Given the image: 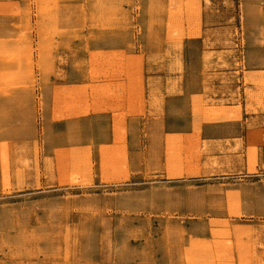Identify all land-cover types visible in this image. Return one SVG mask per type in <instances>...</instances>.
Masks as SVG:
<instances>
[{
    "label": "rangeland",
    "instance_id": "rangeland-1",
    "mask_svg": "<svg viewBox=\"0 0 264 264\" xmlns=\"http://www.w3.org/2000/svg\"><path fill=\"white\" fill-rule=\"evenodd\" d=\"M72 1L0 0V264H264V160L258 157V146L264 144L262 129L256 133L261 143L250 132L248 147L241 139L207 144L198 135L186 143L173 142L167 150L170 172L186 176L180 180L130 181L123 144L115 150L102 148V156L107 157L101 185L92 178L89 153L78 158L69 149L57 150L58 185L47 181L53 167L41 168V144L68 135L46 130L48 107L52 104V120L72 113V92L63 83L71 65L73 35L69 31L65 40L67 31L56 27L59 7ZM109 16L111 21L104 23L112 31H127L130 48L135 49V31L141 26L140 36L145 31L152 44L172 43L167 49L173 52H91L80 60L81 65H91L92 78L141 77L135 69L113 71L111 65H186L189 58L199 62L201 44H196L192 57H186L183 39L202 35L205 25L225 26L206 32L210 43L203 56L207 61L217 58L218 64L207 63L204 72L220 71L226 77L235 59L234 70L246 74L247 108H264V75L253 77L247 71L248 46L253 40L264 44V0H122L111 6ZM145 16L147 22L142 21ZM100 24L96 21L93 28ZM59 45L63 51L54 53ZM40 55L46 59L40 60ZM106 63L107 70L96 67ZM53 65L60 68L53 70ZM52 74L53 102L49 103L44 95L51 92L46 79ZM95 93L99 99L105 91L99 88ZM26 97L35 98L38 109H24ZM239 105L240 98L234 96L195 99V130H200L202 119L196 115L202 108L206 119L213 120L237 117ZM132 114L135 111H129ZM118 128L120 139L125 128ZM135 137L140 139L139 134ZM216 153L228 156L220 161ZM202 156L208 158L205 172ZM73 167L76 172L61 174ZM226 170L244 171L238 177H209V171ZM202 176L206 179L196 178Z\"/></svg>",
    "mask_w": 264,
    "mask_h": 264
},
{
    "label": "crops",
    "instance_id": "crops-1",
    "mask_svg": "<svg viewBox=\"0 0 264 264\" xmlns=\"http://www.w3.org/2000/svg\"><path fill=\"white\" fill-rule=\"evenodd\" d=\"M121 1L73 0L71 4L59 7L56 27L67 31L65 40L68 39L69 31L73 35L71 65L67 66L68 76L63 83L70 87L72 92L70 95L72 113L70 117L52 120V104L48 107L47 118L50 124H47L48 129L46 130L51 133L55 132L56 136L64 135L65 132L68 135L63 138L57 137L53 141L47 140L45 144H41V168L44 170V167L47 166L48 169V166H52L53 170H56L54 172L49 169L48 176L50 178L47 181L50 182L52 179L54 184L58 185V181H56L58 176L56 168L57 150L61 149H69L73 156L78 154V158L83 153H89L92 178L96 185H101L103 147L115 150L120 145H125L130 181L171 182L186 177H177L170 172L173 167L169 163L167 150L169 145L175 141L183 140L186 143L193 135H198L201 142L207 144L241 139L248 147L247 143L250 139V132H252L253 140L261 143L263 139H259L256 133L259 134L261 129L264 130V108L254 110L247 108L244 91L246 74L242 70H234L235 59L232 60V70L225 71L228 75L226 77L220 71L204 72L207 63L218 64L217 58L207 61L203 56L206 52V45L210 43L206 32L222 30L225 26L205 25L202 28V35L189 36L183 39L186 57L194 53L196 44H201L199 62L189 58L186 65H111L112 69L117 67L126 71L136 69V74H141L142 78L130 79L121 76L94 79L90 76L91 65L81 66L80 59L83 55L89 56L91 52L111 53L115 51L124 52L126 55H138L140 53L154 55L166 50L169 53L173 52L168 50L172 49V43L163 46L152 44L148 40V35L144 33L145 31L140 36L141 26L137 27L135 31V49L129 46L130 35L127 31L121 29L120 31H112L108 28V23L105 24L104 22L111 21V16L108 17L111 6L113 4L119 5ZM26 2L27 0H25V4H27ZM31 6L33 7V5ZM104 7L105 12L102 15ZM136 12L138 13V11ZM31 20L35 22L37 17L33 15ZM147 20V16L142 18V21L147 22ZM96 21L101 24L93 28ZM230 27L233 26L230 25ZM232 29L230 30L232 31ZM85 35L88 36V49L86 51L83 45ZM54 37L56 36L52 38ZM257 38L260 39L259 36ZM261 39L263 38L261 37ZM234 40L239 42L240 39L235 37ZM62 49L63 47L59 45L54 53L63 51ZM247 56V71L253 77L264 75V44L253 40V44L247 48ZM107 66L96 65L97 68L105 70H107ZM59 68V65H53V70ZM46 80L51 87V92L44 95L45 101L51 103L53 102L52 87L54 86L55 75H50ZM99 88H103L105 91L102 99L99 98L104 100V103H100V100L96 99L98 93L93 94V90ZM232 96L240 98V113L237 117L225 116L220 119H206V110L202 108L199 115H196L202 119L200 130H195L193 110L195 99L200 98L201 101H205L207 98L230 99ZM36 101L35 98L26 97L24 109L28 108L31 111L38 109L35 104ZM95 102L98 105L101 104L99 108L95 107ZM80 103H83L82 107ZM129 111H135V114L129 115ZM141 118L144 120L138 121ZM136 124L139 126L138 129ZM38 126L39 128L43 127L42 121ZM118 126L125 128L120 139L117 138ZM136 134L140 135V139L133 140L136 139ZM230 155L239 157V154L235 153L234 155L230 153ZM227 156L228 154H215V157L219 158L220 161L225 160ZM258 157L260 160H264V144L258 146ZM73 160L75 161V159ZM207 162L208 158L202 156L201 170L204 172ZM242 171L244 170L209 171V177H215V179L220 177L224 179L229 175L238 177L237 175ZM150 174L153 175V178L149 177ZM196 178L198 180L206 179L203 176ZM41 180L45 182L46 176L43 175ZM247 198L251 199L252 197L247 196Z\"/></svg>",
    "mask_w": 264,
    "mask_h": 264
},
{
    "label": "bare ground",
    "instance_id": "bare-ground-1",
    "mask_svg": "<svg viewBox=\"0 0 264 264\" xmlns=\"http://www.w3.org/2000/svg\"><path fill=\"white\" fill-rule=\"evenodd\" d=\"M29 30H30V29H29ZM26 31H27V30H26ZM27 33H28V32H27ZM15 52H17V50H16ZM15 52H14V53H15ZM18 52H19V51H18ZM42 54H45V53H42ZM13 55H14V54H13ZM40 56H41V55H40ZM12 57H13V56H11L10 58H12ZM15 57H16V56H15ZM41 58L46 59V56H45V55H42V56L40 57V60H42ZM44 59H43L42 61H44ZM39 62H41V61H39ZM108 62H109V61H108ZM43 63H44V65H45V62H43ZM37 64H38V63H37ZM41 64H42V63H41ZM89 64H90V63H89ZM109 64H110V63H109ZM111 64H112V63H111ZM39 65H40V63H39ZM42 65H43V64H42ZM82 65H83V64H82ZM82 65H81V66H82ZM106 66H107V63H106ZM46 67H47V66H46ZM119 67H120V66H119ZM109 68L111 69L112 67L110 66ZM110 69H109V70H110ZM116 69H117V68H116ZM118 69H120V68H118ZM118 69H117V71H118ZM84 70H85V68H84ZM112 70H113V69H112ZM135 70H136V69H135ZM49 71H50V70H49ZM113 71H114V70H113ZM51 72H52V71H51ZM109 73H110V72H109ZM116 73H117V72H116ZM9 74H10V73H9ZM135 74H136V73H135ZM22 76H23V74H22ZM24 77H25V76H24ZM132 78H133V77H131V79H132ZM139 78H140V77H139ZM141 78H142V77H141ZM135 80H136V79H135ZM260 80H262V79H260ZM11 82H12V81H11ZM16 83H17V82H16ZM19 83H20V82H19ZM20 85H22V84H20ZM13 86H14V85H13ZM13 86H12V87H13ZM15 87H16V86H15ZM16 88H17V87H16ZM18 88H20V87H18ZM18 88H17V89H18ZM29 95H30V94H28V96H29ZM14 97H15V96H14ZM99 157H100V156H99ZM106 157H107V156H102V158H103V162L105 161ZM110 157H112V156H110ZM108 159H109V158H108ZM109 160H110V159H109ZM113 160H114V159H113ZM99 161H100V160H99ZM60 162H61V161H60ZM105 162H106V161H105ZM112 162H113V161H112ZM89 163L91 164L90 160H89ZM109 163H110V162H109ZM114 163H115V162H114ZM60 164L63 166L62 163H60ZM84 164H85V163H84ZM100 164H101V163H100ZM115 164H116V163H115ZM65 165H66V164H65ZM65 165H64V166H65ZM107 165H108V164H107ZM107 165H105V166H107ZM62 166H61V167H62ZM64 166H63V167H64ZM76 166H78V168L80 169V165L77 164ZM108 166H109V165H108ZM108 166H107V167H108ZM110 166H111V164H110ZM113 166H115V165H113ZM58 167H59V166H58ZM67 167H68V164H67ZM67 167H66V168H67ZM115 167H116V166H115ZM90 168H91V167H90ZM52 169H53V168H52ZM101 169H102V168H101ZM101 169H100V170H101ZM104 169H105V168H104ZM109 169H110V168H109ZM114 169H115V168H114ZM65 170H66V169H64L63 173H61L62 175H68L69 173H71L72 170L75 171V167H73V168H68V173H66ZM53 171H54V170H53ZM55 171H56V170H55ZM55 171H54V172H55ZM58 171H59V170H58ZM102 171H103V170H102ZM112 171H113V170H112ZM75 172H76V171H75ZM84 172H85V171H84ZM104 172H105V171H104ZM73 174H74V173H73ZM78 174H79V173H78ZM69 175H70V174H69ZM81 175H82V174H81ZM84 175H85V174H84ZM92 175H93V174H92ZM69 196H70V195H69ZM65 197H66V196H65ZM82 197H84V196H82ZM85 198H86V197H85ZM17 221H18V220H17ZM263 224H264V223H263ZM22 227H23V226H22ZM261 227H262V226H261ZM0 228H1V227H0ZM7 228H9V227H7ZM262 228H263V227H262ZM8 230H9V231H7V232H10V229H8ZM60 230L62 231V229H60ZM263 230H264V229H263ZM0 231H1V230H0ZM57 232H59V231H57ZM33 234H34V233H33ZM9 235H11V234H9ZM55 235H56V234H55ZM58 235H59V234H58ZM55 237H56V239H57V236H55ZM58 237H59V236H58ZM60 237H61V235H60ZM53 239H54V238H53ZM57 240H59V238H58ZM60 240H61V238H60ZM79 240H80V239H79ZM61 242H62V241H61ZM258 251H259V250H258ZM263 251H264V250H263ZM259 252H260V251H259ZM130 253H131V251H130ZM263 254H264V253H263ZM263 254H262V255H263ZM254 255H255V254H254ZM254 255H253V256H254ZM262 255H261V256H262ZM253 258H254V257H253ZM261 258H263V256H262ZM255 259H257V258H255ZM263 259H264V258H263ZM252 260H253V259H252ZM255 263H256V262H255ZM256 264H257V263H256ZM258 264H259V263H258Z\"/></svg>",
    "mask_w": 264,
    "mask_h": 264
}]
</instances>
